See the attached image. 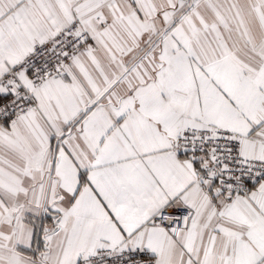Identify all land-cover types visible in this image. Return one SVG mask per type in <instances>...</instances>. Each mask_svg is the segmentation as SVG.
Wrapping results in <instances>:
<instances>
[{"label":"snow or ice","instance_id":"snow-or-ice-1","mask_svg":"<svg viewBox=\"0 0 264 264\" xmlns=\"http://www.w3.org/2000/svg\"><path fill=\"white\" fill-rule=\"evenodd\" d=\"M0 264H264V0H0Z\"/></svg>","mask_w":264,"mask_h":264}]
</instances>
